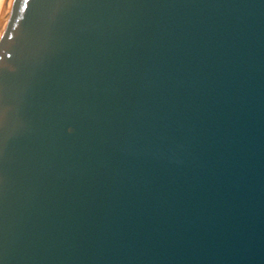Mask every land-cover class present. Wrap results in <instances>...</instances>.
I'll list each match as a JSON object with an SVG mask.
<instances>
[{
	"label": "water",
	"instance_id": "1",
	"mask_svg": "<svg viewBox=\"0 0 264 264\" xmlns=\"http://www.w3.org/2000/svg\"><path fill=\"white\" fill-rule=\"evenodd\" d=\"M0 264H264V0H4Z\"/></svg>",
	"mask_w": 264,
	"mask_h": 264
},
{
	"label": "bare ground",
	"instance_id": "2",
	"mask_svg": "<svg viewBox=\"0 0 264 264\" xmlns=\"http://www.w3.org/2000/svg\"><path fill=\"white\" fill-rule=\"evenodd\" d=\"M3 3H4V0H0V11L2 9Z\"/></svg>",
	"mask_w": 264,
	"mask_h": 264
}]
</instances>
